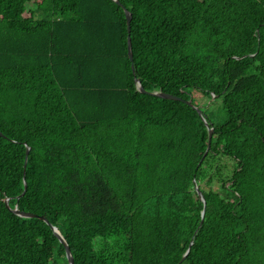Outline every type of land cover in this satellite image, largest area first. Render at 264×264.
<instances>
[{"label": "trees", "instance_id": "obj_1", "mask_svg": "<svg viewBox=\"0 0 264 264\" xmlns=\"http://www.w3.org/2000/svg\"><path fill=\"white\" fill-rule=\"evenodd\" d=\"M52 227L73 264H264V0H0V264H68Z\"/></svg>", "mask_w": 264, "mask_h": 264}, {"label": "water", "instance_id": "obj_2", "mask_svg": "<svg viewBox=\"0 0 264 264\" xmlns=\"http://www.w3.org/2000/svg\"><path fill=\"white\" fill-rule=\"evenodd\" d=\"M116 3L117 4H120L118 1H116ZM124 11H125V16H126V24H127V50H128L129 60L132 61L131 39H130V21H131V14L129 12H127L126 9H124ZM132 67H133V65H132ZM137 87L139 88V91L140 92H145L144 89L142 88V86L138 82H137ZM150 94L157 95L159 97L166 98V99H170V100H182L180 97H177V96L172 95V94H169V93L152 92ZM196 111L201 116V118L204 121L205 125H207V123L205 121V118L203 117V115H201L200 110L196 109ZM211 134H212V128H209L208 147H209V143H210V139H211ZM28 150H29V148H27L26 153H28ZM6 202H7V200H6ZM13 212L15 214H18V215L23 216V217H34L35 216L33 214H27V213L19 212V211H17V209H14ZM52 229L55 232V234H56L57 238L59 239V241L64 246L65 255H66V259H67L68 264H73L72 255H71V252H70V249H69L67 243L65 242V240L63 239V237L61 236V234L59 233V231L57 230L56 227H52Z\"/></svg>", "mask_w": 264, "mask_h": 264}, {"label": "rangeland", "instance_id": "obj_3", "mask_svg": "<svg viewBox=\"0 0 264 264\" xmlns=\"http://www.w3.org/2000/svg\"><path fill=\"white\" fill-rule=\"evenodd\" d=\"M192 97L194 100L193 103L195 104L189 102L191 99L184 101L191 107H194L195 110L198 109L200 110V112L203 110L207 114L211 122L216 124L222 121L223 108H222L221 100H218L212 96L206 97L196 91L192 92Z\"/></svg>", "mask_w": 264, "mask_h": 264}, {"label": "clouds", "instance_id": "obj_4", "mask_svg": "<svg viewBox=\"0 0 264 264\" xmlns=\"http://www.w3.org/2000/svg\"><path fill=\"white\" fill-rule=\"evenodd\" d=\"M201 115H202V113H201ZM206 121V120H205Z\"/></svg>", "mask_w": 264, "mask_h": 264}]
</instances>
